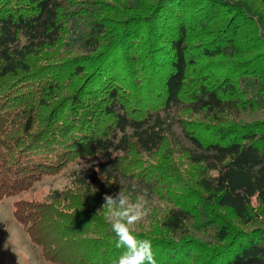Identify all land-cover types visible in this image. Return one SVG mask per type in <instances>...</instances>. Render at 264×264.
<instances>
[{
    "label": "trees",
    "instance_id": "16d2710c",
    "mask_svg": "<svg viewBox=\"0 0 264 264\" xmlns=\"http://www.w3.org/2000/svg\"><path fill=\"white\" fill-rule=\"evenodd\" d=\"M114 1L113 7L121 11L103 0H0V200L70 163L96 157L102 160L68 174L76 189L93 183L102 200L110 187L119 191L123 183L126 190L136 185L153 193L160 170L138 171L125 162L131 149L151 155L169 141L203 170L196 180L198 201L191 206L176 201L161 220L173 238L151 240L157 264L197 263L198 253L203 264H264V229L233 231L218 212L227 210L248 224L252 201L264 208V120H226L264 105L261 25L263 32L245 39L247 51L260 46L259 51L248 58L234 56L239 26L257 23L260 16L238 0H202L193 12L190 0ZM221 9L230 16L209 29V35L202 34L208 40L195 38L196 29L203 32L216 24L213 16ZM109 11L121 18L120 27L107 28L101 14ZM63 39L77 44L86 55L83 60L38 69L28 63L30 56L57 47ZM218 56L226 57L228 70L219 84L206 81L216 64L207 71L199 68L198 79L188 76L198 61ZM72 78L78 86L60 96L59 85ZM237 79L249 89L246 101ZM49 104V111L39 115L37 109ZM193 118L206 126L198 124L200 131L189 128L195 125ZM174 126L187 144L176 140ZM71 194L69 189L53 190L52 201L44 204L14 200L13 217L47 263L112 264L124 249L116 246L115 234L103 229L101 217L83 206L86 219L78 221L56 206H73L76 198ZM83 195L82 202L89 201L91 194ZM193 220L198 227L213 229V246L175 240L188 233ZM88 232L106 241L87 240Z\"/></svg>",
    "mask_w": 264,
    "mask_h": 264
},
{
    "label": "rangeland",
    "instance_id": "374dc122",
    "mask_svg": "<svg viewBox=\"0 0 264 264\" xmlns=\"http://www.w3.org/2000/svg\"><path fill=\"white\" fill-rule=\"evenodd\" d=\"M76 1L77 0H72L73 3H75ZM238 1L240 3H244L247 6H250L252 12H254V14L257 16H260L258 18L257 23L248 22L242 26H239V30L237 31L238 34L235 39L236 50L234 56L238 58H248L255 52L259 51V48H261L260 46L257 49L256 47H254L253 49L247 51L245 39H247L248 37L254 38V33L258 35L264 31V5L261 4L258 0ZM103 2L111 6L112 10L121 11L120 8H117L116 6L113 7V4L115 5L114 0H103ZM151 2L152 1L149 0V3ZM201 3L202 0H190L189 12H193L194 10L198 9ZM110 13L111 11H109V13H103L101 15L104 16L109 22L107 28L113 30L120 27L119 21L121 20V18H117L116 16L110 15ZM228 16H230L229 11H227L226 9H221L220 12L213 16L214 20L212 21V23L216 22V24L206 26V29L203 30V32L199 30V27H197L199 29H196L194 32L195 38L202 37L203 39L208 40L210 37H203L202 34L206 33L209 35V29L215 30V28L220 25L219 23L223 19L228 18ZM258 24L259 26H257ZM260 25L262 26L263 31ZM66 35H69V33H66ZM139 40L142 41V37H140ZM67 44V41L63 39L59 42V45L57 47L52 49H45L34 56H30L28 59V63L32 67H34V69H38L42 67L48 68L50 66L57 65L67 60H83V57H85L86 55L78 50L77 44ZM225 58L226 57L218 56L212 61L200 60L198 61V63H196V65L192 69V73H189L188 76L191 79H198V77L200 76V71L203 70H199V68H205V71H207L210 70V67L211 69L214 68L213 64H216V67L213 69V73L210 72V74L212 75H209L206 81L208 80L209 82L214 83L213 85H217L221 82L220 80H222L226 76L228 71L226 70V66H224ZM222 64L223 66L221 67ZM241 80L242 79H237L235 83L241 94H243L242 100L246 101L250 97V95L247 93L249 89L246 88L244 84H242ZM78 84L79 82L77 78H72L71 80H65L63 83H61L57 90H59L60 96H64L65 94H69L70 92H72L78 86ZM52 106V104H49L43 109H37V112L39 115L43 116L49 111ZM182 115L185 116L184 113ZM191 120L195 125L189 128H198L197 130L200 131L202 127L206 126L205 121L203 122L200 119L196 118H193ZM226 120H240L248 122L264 120V105H255V107L246 108L244 110L239 111L237 115L232 114L231 116H228ZM198 124H202L203 126L198 127ZM173 130L176 140H179V142L183 143L184 141L182 140V135L180 133L179 128L177 126H174ZM127 158L128 159L125 162L127 166H136V169L138 171H143V169H149V167H153L155 169H159L160 172L158 174L161 173L162 175V178L160 179L158 185L155 187V191H153V193H150L146 190H140V192L136 185L131 188L130 200H137L141 198V196H144V194L146 193V196H144V198L149 201L150 207L148 215L141 221L137 222L134 225H131L130 227L141 238H147L153 241L166 240L164 238L172 239L173 235H170L161 227V220L166 214V212L174 204L177 205L176 201H178V204L180 205L186 204L185 206H191L193 203L198 201L196 194L200 195V189L196 185V180L201 175V172L203 170L202 165L192 164L187 159V156L184 153L183 149L174 144L173 142L169 141L164 143L158 151L152 153L151 155H145L134 149H131L128 153ZM98 160L100 161L102 160V158L96 157L90 161L79 160L70 163L66 165L63 169H61L58 173L43 176L41 179L36 181L31 187L24 190L23 192L18 193L16 196L7 197L0 200V264H50L42 260L38 248L30 242L23 227L18 224L14 219L12 213V202L17 199H23L27 202L44 204L52 201L50 200V193L53 190L69 189L70 194L71 191L75 192L71 194L76 198V201H73L74 205L68 207L71 205V203L58 202L56 203V206L61 209H67L68 212L74 214L71 219H75L78 221H83L86 219V213H81V211H83L82 207L85 206L86 210H88L86 212H93L95 215L101 217V226H103V229H106V231L110 232L109 235L114 234L111 230L110 218L107 216L106 208H103L105 199H100L102 198L100 197L101 190L99 188H95L97 187V185H93L92 183L82 189H80L81 187L76 189V186L71 183V179L68 178V174L71 171L78 169H86ZM147 171L152 172V170ZM126 187L127 183H123L122 189L125 191H129L126 190ZM109 190V194L112 195L118 192V190L116 191L115 187H110ZM85 191H88L91 194V197L89 201L83 203V193ZM74 206L76 207L75 212L72 211ZM218 212L224 215V218L230 222V224L233 226V231L244 232L254 229H264V208L259 206L255 201H252V220L248 224L239 222L227 210H218ZM88 223H90V221ZM91 225L95 226L94 223L90 225L88 224V229H91L89 227ZM187 229V234L183 236L179 235L175 238V240L179 238L181 240H194L195 243H198V246H206V248H208L209 246L211 247L215 244L216 239L214 231L211 227H198L196 220H193L192 223L187 224ZM85 237L87 238V240H95L98 238L103 242L106 241V238L101 236L97 237V235L92 233L89 234V232L85 233ZM108 238H112V236ZM198 254L199 259L197 260V263L195 261L190 260L188 264H203L205 260L204 258H202L201 253Z\"/></svg>",
    "mask_w": 264,
    "mask_h": 264
},
{
    "label": "clouds",
    "instance_id": "9594fccd",
    "mask_svg": "<svg viewBox=\"0 0 264 264\" xmlns=\"http://www.w3.org/2000/svg\"><path fill=\"white\" fill-rule=\"evenodd\" d=\"M131 190L122 188L115 193L106 194L103 208L110 218L111 230L116 236V246L123 252L112 264H157L151 240L137 235L131 225L136 224L148 215L149 201L141 196L130 200Z\"/></svg>",
    "mask_w": 264,
    "mask_h": 264
}]
</instances>
